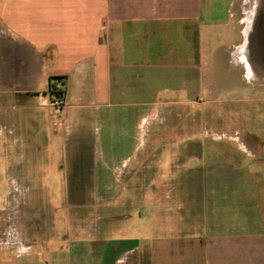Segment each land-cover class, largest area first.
Returning <instances> with one entry per match:
<instances>
[{
    "label": "crops",
    "instance_id": "1",
    "mask_svg": "<svg viewBox=\"0 0 264 264\" xmlns=\"http://www.w3.org/2000/svg\"><path fill=\"white\" fill-rule=\"evenodd\" d=\"M241 9L236 3L227 9L242 36L234 53L240 60L252 54L262 64H252L257 70L264 67V40L254 35L259 18L247 14L241 27L242 19L234 13ZM253 10L264 11V4H252ZM194 14L193 0H0V160L9 170V185L16 159L8 157L18 153L2 147L7 112L10 123L23 128L26 141L38 113L31 97L49 108L39 92L57 79L67 104L59 122L50 117L52 131L64 136L66 151L79 156L78 167L92 169L94 126L105 143L123 138L129 116H138L141 126L143 108L159 105L162 93L190 92ZM203 14L206 26L217 25ZM260 139L263 150L256 145ZM26 148L27 141L19 153ZM258 155L264 160V133L253 132L252 164L240 160L207 166L198 205L187 201L185 220L174 222L179 228L168 233L141 235L130 247L122 228L116 232L120 227H111L104 242L54 245L45 241L48 233L41 229L0 227V264H264V163L253 162ZM20 168L28 181L26 169ZM118 169L123 167L101 168ZM145 201L143 197L138 208Z\"/></svg>",
    "mask_w": 264,
    "mask_h": 264
},
{
    "label": "rangeland",
    "instance_id": "2",
    "mask_svg": "<svg viewBox=\"0 0 264 264\" xmlns=\"http://www.w3.org/2000/svg\"><path fill=\"white\" fill-rule=\"evenodd\" d=\"M230 3L241 4L242 9L234 12L242 19L241 27L247 14H257V19L264 14L252 11V4L263 6L264 0H193L198 15L192 20L190 92L162 93L159 105L143 108L146 118L141 126L137 127L138 116H129L127 136L109 144L94 126L92 169L77 166L79 156L66 151L64 136L52 131L49 108L39 106L36 97L31 99L38 113L27 122L32 128L26 132L23 155L19 153L26 142L23 128L10 123L7 112L2 147L18 154L8 157L16 159L10 167L11 186L6 180L9 170L0 160V227L41 229L48 233L45 241L54 245L104 242L111 237V227H120L116 232L122 228L133 247L141 235L153 237L158 231L179 228L173 223L185 220L187 201L196 207L204 194L207 166L240 160L252 164V133H264V67L253 69L252 64H262L249 52L244 60L234 53L242 36L233 28L235 19L228 16ZM202 12L217 25L206 26ZM262 25L258 19L254 35L259 41L264 40ZM56 80L39 92L41 101H48L51 88L64 91ZM262 141L256 143L261 150ZM112 150L114 154H107ZM258 156L253 162L263 165ZM118 166L123 169L101 170ZM143 197L144 208H138Z\"/></svg>",
    "mask_w": 264,
    "mask_h": 264
},
{
    "label": "built area",
    "instance_id": "3",
    "mask_svg": "<svg viewBox=\"0 0 264 264\" xmlns=\"http://www.w3.org/2000/svg\"><path fill=\"white\" fill-rule=\"evenodd\" d=\"M66 104L67 101L65 98L64 91H61V89H59V86L54 89L51 88L48 96L47 105L50 109L51 118L55 123L60 121Z\"/></svg>",
    "mask_w": 264,
    "mask_h": 264
},
{
    "label": "flooded vegetation",
    "instance_id": "4",
    "mask_svg": "<svg viewBox=\"0 0 264 264\" xmlns=\"http://www.w3.org/2000/svg\"><path fill=\"white\" fill-rule=\"evenodd\" d=\"M259 19H262L261 17H259Z\"/></svg>",
    "mask_w": 264,
    "mask_h": 264
}]
</instances>
